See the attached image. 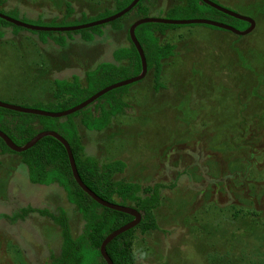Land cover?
<instances>
[{
    "label": "rangeland",
    "instance_id": "374dc122",
    "mask_svg": "<svg viewBox=\"0 0 264 264\" xmlns=\"http://www.w3.org/2000/svg\"><path fill=\"white\" fill-rule=\"evenodd\" d=\"M3 1L5 14L62 27L115 9V0ZM215 1L253 18L255 30L247 36L199 25L169 30L162 41L178 47L164 62L162 90H154L151 72L133 84L124 96L129 107L107 130L89 131L77 120L87 155L127 163L118 180L176 185L163 194L160 229L136 234L135 264H264V0ZM67 2L75 14L63 21ZM145 4L146 17L167 18L180 2ZM136 20L126 18L121 31L108 25L92 42L79 31L43 42V33L4 29L0 101L40 110L57 103L54 82L84 80L99 64L114 62V52L130 46ZM27 206L62 207L73 235L83 231L62 187L32 184L22 157L0 154V215ZM62 240L60 227L38 214L15 224L0 218V264H50Z\"/></svg>",
    "mask_w": 264,
    "mask_h": 264
},
{
    "label": "trees",
    "instance_id": "16d2710c",
    "mask_svg": "<svg viewBox=\"0 0 264 264\" xmlns=\"http://www.w3.org/2000/svg\"><path fill=\"white\" fill-rule=\"evenodd\" d=\"M133 1L115 0L114 10L107 9L95 17L85 15L81 22L70 25L87 24L110 17L126 9ZM146 1L141 0L131 13L108 25L119 31L123 29L122 22L132 14H136L138 19L146 17L147 13L150 12L149 6L145 4ZM177 1L180 4L168 10L167 18L177 20L209 19L226 23L241 31L250 27L249 23L228 16L202 3L201 0ZM4 3L1 0L0 6ZM74 14L75 9L70 2H67L66 14L62 20L67 21ZM7 15L18 19L12 14ZM23 21L38 26L62 27V25L57 24V20L50 24ZM108 25L77 33L82 34L84 41L92 42L96 37L104 36L103 29ZM11 27H14L15 34L25 30L0 18V41L7 35L4 29ZM180 27L151 23L141 25L136 29V36L146 56L148 70L154 73V90L156 92L163 88L164 62L174 57L177 50L176 44L163 42L161 36L166 35L169 30H176ZM34 32L38 33L37 31ZM40 33L44 34L42 41L46 42L49 36L58 32ZM128 39L130 46L116 50L113 54L114 62L99 64L94 70L86 73L84 80L76 76L71 80H56L54 82V97L57 103L44 109L50 112H64L80 105L113 84L138 76L142 72L141 58L131 41L129 32ZM56 43L62 46L65 42L56 39ZM132 86L113 90L85 110L66 118L23 114L0 108V130L6 133L17 145H26L44 131L59 133L69 142L80 177L92 191L106 201L134 207L142 213L143 218L138 227L120 235L107 246V253L114 264H135L134 241L136 234L138 232L146 234L160 229L157 211L162 206L163 194L166 190L176 187L175 184L165 185L162 183L143 186L136 182L118 180L117 175L124 174L127 170L126 162L116 160L102 163L96 157L86 154L77 120L80 119V123L89 131L103 132L107 130L112 126L114 119L124 115L129 107L124 96L129 93ZM0 154H16L22 157L23 164L28 168L29 181L32 184L62 187L67 194L68 201L77 207L84 227L81 234L74 236L70 217L62 207H59L56 212H52L46 208L27 206L18 209L11 215L1 214L0 218L15 224L18 221L26 220L32 214H38L51 219L54 224L60 227L63 239L61 250L58 254H51L50 264H107L100 251L103 241L112 232L132 222L134 217L101 206L80 188L73 177L68 153L63 144L53 137H45L33 148L18 154L10 150L4 140L0 138Z\"/></svg>",
    "mask_w": 264,
    "mask_h": 264
},
{
    "label": "water",
    "instance_id": "95a60500",
    "mask_svg": "<svg viewBox=\"0 0 264 264\" xmlns=\"http://www.w3.org/2000/svg\"><path fill=\"white\" fill-rule=\"evenodd\" d=\"M141 0H134L126 9L122 10L119 13H116L110 17L101 19V20H97L91 23H87V24H82V25H76V26H69V27H46V26H38V25H34V24H30L27 22H24L22 20L13 18L5 13L0 12V18L13 24L16 25L18 27H22L26 30H30V31H37V32H58V33H66V32H76V31H82V30H86V29H91L94 27H99V26H105L108 24H111L117 20L122 19L123 17H125L126 15H128L129 13H131L134 8L140 3ZM202 3H205L215 9H217L218 11L231 16L233 18L245 21L247 23L250 24V27L245 30V31H241L238 30L230 25L218 22V21H213V20H209V19H186V20H174V19H167V18H149V17H144V18H140L138 20H136L130 27L129 29V35L131 38L132 43L135 45V47L137 48L140 58H141V62H142V72L136 76V77H132L130 79L118 82L116 84H113L101 91H99L98 93H96L95 95H93L92 97H90L88 100H86L85 102L81 103L80 105L73 107L69 110H66L64 112H50V111H46V110H40V109H35V108H26V107H22V106H18V105H13V104H9V103H5L0 101V108L3 109H7L10 111H14V112H18V113H23V114H32V115H38V116H45V117H50V118H66L69 117L71 115H74L78 112H81L83 110H85L86 108H88L89 106H91L92 104H95L100 98H102L104 95L108 94L109 92L122 88V87H126L129 85H133L135 83H139L142 80H144L146 78V76L148 75V64H147V60H146V56L144 53V50L136 36V29L144 24H164V25H172V26H192V25H200V26H210V27H215L224 31H229L232 32L238 36H247L249 34H251L255 27H256V21L249 17V16H245V15H241L237 12H234L226 7H223L222 5L212 1V0H201ZM45 137H53L56 140H58L59 142H61L63 144V146L65 147L67 153H68V157H69V161H70V165H71V169H72V173H73V177L76 180L77 184L80 186V188L87 193L93 200H95L98 204H100L101 206L114 210V211H118V212H122V213H126L131 215L132 217H134V220L130 223H128L127 225L121 227L120 229L112 232L110 235H108V237L103 241L100 251L102 254V257L104 258V260L107 262V264H114L113 260L111 259V257L108 255L107 253V246L117 237H119L120 235L138 227V225L141 223L143 215L140 211H138L136 208L134 207H130V206H124L118 203H111L109 201H106L104 199H102L100 196H98L94 191H92L82 180V178L80 177L78 168H77V164H76V160L73 154V151L71 149V146L69 144V142L62 137L59 133L55 132V131H44L39 133L36 137H34L30 142H28L26 145L24 146H19L17 145L6 133H4L3 131L0 130V138L4 140V142L6 143V145L8 146V148L10 150H12L15 153H24L26 151H28L29 149L33 148L38 142H40L43 138Z\"/></svg>",
    "mask_w": 264,
    "mask_h": 264
},
{
    "label": "flooded vegetation",
    "instance_id": "af4514ba",
    "mask_svg": "<svg viewBox=\"0 0 264 264\" xmlns=\"http://www.w3.org/2000/svg\"><path fill=\"white\" fill-rule=\"evenodd\" d=\"M212 1L216 2L215 0H212ZM216 3H217V2H216ZM134 22H135V21H134ZM134 22H133V23H134ZM122 23H123V22H122ZM131 24H132V23H131ZM131 24H130V26H129V29H130V27H131ZM224 24H226V23H224ZM227 25H228V24H227ZM196 26H197V25H196ZM199 26H200V25H199ZM230 26H231V25H230ZM207 27H210V26H207ZM232 27H233V26H232ZM211 28H215V27H211ZM255 28H256V27H255ZM129 29H128V32H129ZM217 29H218V28H217ZM121 30H122V29H121ZM121 30H119V31H121ZM219 30H221V29H219ZM254 30H255V29H254ZM167 32H168V31H167ZM177 47H178V46H177ZM176 51H177V50H176ZM172 58H173V57H172ZM163 72H164V69H163ZM150 73H151V72L148 71V75L146 76V78L150 75ZM146 78H145V79H146ZM145 79H144V80H145ZM57 80H62V79H57ZM144 80H142V81H144ZM142 81H141V82H142ZM6 155H7V154H6ZM8 155H9V154H8Z\"/></svg>",
    "mask_w": 264,
    "mask_h": 264
},
{
    "label": "crops",
    "instance_id": "0c3cea01",
    "mask_svg": "<svg viewBox=\"0 0 264 264\" xmlns=\"http://www.w3.org/2000/svg\"><path fill=\"white\" fill-rule=\"evenodd\" d=\"M124 47H129V46H126V45H125Z\"/></svg>",
    "mask_w": 264,
    "mask_h": 264
}]
</instances>
